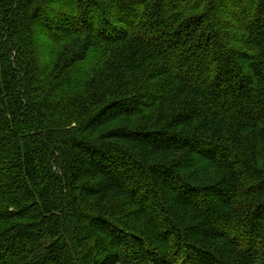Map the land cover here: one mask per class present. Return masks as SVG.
<instances>
[{
	"label": "trees",
	"instance_id": "trees-1",
	"mask_svg": "<svg viewBox=\"0 0 264 264\" xmlns=\"http://www.w3.org/2000/svg\"><path fill=\"white\" fill-rule=\"evenodd\" d=\"M0 264H264V0H0Z\"/></svg>",
	"mask_w": 264,
	"mask_h": 264
}]
</instances>
